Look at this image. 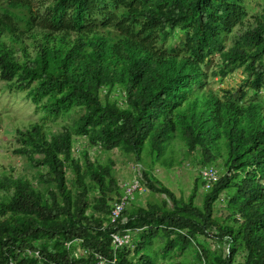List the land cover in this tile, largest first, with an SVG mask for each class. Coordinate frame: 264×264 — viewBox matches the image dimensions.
<instances>
[{"label": "trees", "instance_id": "1", "mask_svg": "<svg viewBox=\"0 0 264 264\" xmlns=\"http://www.w3.org/2000/svg\"><path fill=\"white\" fill-rule=\"evenodd\" d=\"M245 16L244 0H49L44 7L0 1V79L50 116L80 111L73 130L49 135L39 123L16 130V151L54 188L43 193L27 179L0 180L8 193L0 200V264H91L96 255L155 264L146 250L159 234L163 255L201 236L228 242L222 256L195 241L201 264H234L238 248L244 264H264V101L218 93L205 70L218 52L222 75L243 68L247 87L264 88V11L225 50ZM175 29L180 42L165 47ZM114 90L123 105L111 99ZM73 133L132 155L146 167L147 189L164 194L171 207L125 210L111 224L109 195H122L113 163L93 161L87 150L75 155ZM190 157L203 167L221 161L225 170L200 206L196 184L186 199L177 198L151 173L156 164L169 168ZM88 187L98 191L93 205ZM223 191L227 213L219 217L213 205ZM124 230L136 234L135 243L114 249L111 233Z\"/></svg>", "mask_w": 264, "mask_h": 264}, {"label": "rangeland", "instance_id": "2", "mask_svg": "<svg viewBox=\"0 0 264 264\" xmlns=\"http://www.w3.org/2000/svg\"><path fill=\"white\" fill-rule=\"evenodd\" d=\"M2 1V0H0ZM37 7H44L48 4L49 0H33ZM244 7L246 16L243 24L236 26L233 31L227 35L225 39V50L231 48L238 40L241 34L255 25V19L260 17L264 11V0H244ZM182 38V31L175 29L170 32L164 41L165 47H173L180 42ZM222 62L219 53H214L208 58L205 70L207 71L208 86L218 93L224 91H231L239 95L245 93V99H257L264 101V88L260 90H253L244 84L247 73L243 68H237L232 72L224 75L221 74ZM105 93L104 89L101 90V95ZM236 96V95H235ZM111 99L115 100L119 105L124 104V96L118 90L111 92ZM80 115V111L75 108L68 113H62L58 116H50L43 110H36L35 105L27 97L25 92L11 88L6 81L0 79V180L5 179L10 182L11 178H22L30 181L38 190L43 193L50 188H54L53 184H45L40 179V168L34 167L28 161L27 157L19 154L16 150L19 147V140L16 130H25L29 128L32 123H39L44 126L46 132L58 133L62 127H67L73 130V122ZM73 149L75 155L82 156V151L87 150L88 156L93 161L100 163L112 161V173L118 182L121 194L123 187L126 183L140 179L142 190L135 191L129 196L126 210L133 211L137 207H146L149 204L157 205L159 207H171L168 198L161 193L151 192L144 184L141 172L146 169L144 165L138 163L132 155H124L119 150L104 151L98 145H89L85 135H78L73 133ZM39 157V155H38ZM81 159V158H80ZM141 166L140 171H136L135 166ZM213 166L217 169L218 175L221 176L225 172L221 161L214 163ZM203 165L196 159H184L179 165L172 167H163L154 165L151 169L152 175L159 180L163 185L168 187L175 193L177 198L186 199L190 194L193 185H197L198 190L195 197V203L200 206L204 195L208 190L203 187V179L201 170ZM67 181L73 193L77 190L71 185L70 177L72 171L66 168ZM226 192H221L219 198L215 201L213 208L218 212L219 217H224L227 213L226 200H224ZM8 197L6 189L0 187V200ZM110 202L113 204L117 200V196L110 194ZM98 198V191L95 188L88 187V200L89 204L93 205ZM88 214L95 216L99 215L92 208L88 210ZM231 224V221H228ZM131 246L135 243L136 234L130 233ZM198 242L203 248L209 250L213 254L227 255L228 242L207 239L197 236ZM195 241L189 244H175L173 249L166 254H162L160 248L166 244L165 236L159 234L150 241L149 250L146 253L154 257L155 264H172L175 262H185L189 264H201L199 250L196 248ZM245 263V251L238 248L234 264Z\"/></svg>", "mask_w": 264, "mask_h": 264}, {"label": "built area", "instance_id": "3", "mask_svg": "<svg viewBox=\"0 0 264 264\" xmlns=\"http://www.w3.org/2000/svg\"><path fill=\"white\" fill-rule=\"evenodd\" d=\"M136 171L141 170V166L137 164L135 166ZM201 176L203 179V187L205 190H209L212 185L220 178L218 175V171L214 166H206L201 170ZM122 195L112 204L109 221L111 224H115L120 219L123 212L126 210L129 196L135 192L142 190V185L140 179H134L128 183H126L123 187ZM112 245L114 249H120L124 246L131 245L130 242L132 240L130 232L128 230H124L123 232H113L111 233ZM80 253L78 251L75 252V255L78 256ZM91 264H115V259L111 262L107 261L103 257L96 255L95 261Z\"/></svg>", "mask_w": 264, "mask_h": 264}]
</instances>
